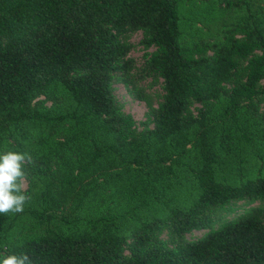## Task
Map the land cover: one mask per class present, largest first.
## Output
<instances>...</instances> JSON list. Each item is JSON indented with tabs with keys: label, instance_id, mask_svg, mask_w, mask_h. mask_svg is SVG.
Wrapping results in <instances>:
<instances>
[{
	"label": "trees",
	"instance_id": "obj_1",
	"mask_svg": "<svg viewBox=\"0 0 264 264\" xmlns=\"http://www.w3.org/2000/svg\"><path fill=\"white\" fill-rule=\"evenodd\" d=\"M199 22L213 40L190 39L211 29ZM129 28L159 46L166 89L141 137L124 135L112 87ZM241 57L245 81L222 88ZM263 79L264 0H0V154L27 153L33 186L22 213L0 214V258L264 264V114L248 100ZM192 99L214 103L186 118Z\"/></svg>",
	"mask_w": 264,
	"mask_h": 264
},
{
	"label": "rangeland",
	"instance_id": "obj_2",
	"mask_svg": "<svg viewBox=\"0 0 264 264\" xmlns=\"http://www.w3.org/2000/svg\"><path fill=\"white\" fill-rule=\"evenodd\" d=\"M200 19L206 21L208 15L202 14ZM201 27L211 28L202 30L190 39L194 41L213 40L216 32L213 30L214 23L199 22ZM238 38H243L244 34L237 32ZM148 34L143 29H126L116 33V40L127 47L126 53L114 64L111 70L112 87L115 93L119 111L131 119L130 123L124 128V135L127 137H141L145 132L154 129L156 112L164 101L166 89L165 80L159 70L151 67L152 57L160 51L156 44L147 43ZM259 52V51H257ZM189 55L193 57L213 58L215 52L213 49H207L203 52L192 51ZM249 63L246 58H236L234 73L231 79L222 83V88L229 91L242 84L248 74ZM264 86V79L258 83V89ZM248 98V97H247ZM250 103L264 114V93H259L253 98H248ZM56 99L40 95L37 97L34 105H52ZM213 101H197L192 99L185 111L186 118L197 116L201 111L212 106ZM25 191L31 192L33 189L31 180L25 179ZM236 205H243L244 201L236 202ZM255 204L264 205V199H260ZM197 233H192L193 237ZM159 237L164 241H169V233L163 230Z\"/></svg>",
	"mask_w": 264,
	"mask_h": 264
},
{
	"label": "clouds",
	"instance_id": "obj_3",
	"mask_svg": "<svg viewBox=\"0 0 264 264\" xmlns=\"http://www.w3.org/2000/svg\"><path fill=\"white\" fill-rule=\"evenodd\" d=\"M31 157L27 153L8 151L0 154V214L22 213L30 199L25 194V164ZM0 264H35L27 253L7 255Z\"/></svg>",
	"mask_w": 264,
	"mask_h": 264
}]
</instances>
